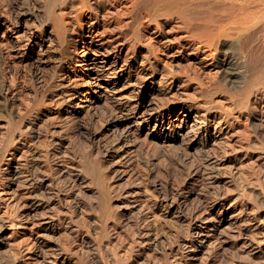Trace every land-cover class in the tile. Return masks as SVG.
I'll use <instances>...</instances> for the list:
<instances>
[{"label":"bare ground","instance_id":"1","mask_svg":"<svg viewBox=\"0 0 264 264\" xmlns=\"http://www.w3.org/2000/svg\"><path fill=\"white\" fill-rule=\"evenodd\" d=\"M234 257L264 264V0H0V264Z\"/></svg>","mask_w":264,"mask_h":264},{"label":"rangeland","instance_id":"2","mask_svg":"<svg viewBox=\"0 0 264 264\" xmlns=\"http://www.w3.org/2000/svg\"><path fill=\"white\" fill-rule=\"evenodd\" d=\"M224 157H226L225 160H227V157H228V154H224ZM226 162V165L228 167L229 165V168L230 166L233 164L232 162H230L229 160L228 161H225ZM231 170L233 172V182L234 184L237 185V189L239 192H244L245 189H246V186L244 184V181H243V178L241 176H239L237 173H235V170H233V167H231ZM244 259H240V258H236L234 257L231 261H230V264H248V262ZM245 262V263H244Z\"/></svg>","mask_w":264,"mask_h":264}]
</instances>
